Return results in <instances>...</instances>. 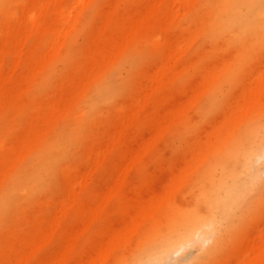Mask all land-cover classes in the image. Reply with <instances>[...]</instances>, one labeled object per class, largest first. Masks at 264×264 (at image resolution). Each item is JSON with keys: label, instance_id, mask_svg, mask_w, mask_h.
Listing matches in <instances>:
<instances>
[{"label": "bare ground", "instance_id": "obj_1", "mask_svg": "<svg viewBox=\"0 0 264 264\" xmlns=\"http://www.w3.org/2000/svg\"><path fill=\"white\" fill-rule=\"evenodd\" d=\"M0 264H264V0H0Z\"/></svg>", "mask_w": 264, "mask_h": 264}, {"label": "rangeland", "instance_id": "obj_2", "mask_svg": "<svg viewBox=\"0 0 264 264\" xmlns=\"http://www.w3.org/2000/svg\"><path fill=\"white\" fill-rule=\"evenodd\" d=\"M177 91H178V90H177ZM173 92H174V91H173ZM174 93H175V92H174ZM204 127H206V126H204ZM179 151H180V148L178 149V151H177L178 153H177V154H179L180 152H182V150H181L180 152H179ZM167 153H168V152H167ZM169 153H170V151H169ZM91 173H92V172H91ZM160 176H161V177H160ZM160 176L157 177V180H158L159 182H162V180L164 179V177H162V175H160ZM95 177H96V175L93 174V180H94ZM97 179H98V178L96 177V182H95V183H96V186L98 187V186H99V181H97ZM159 187H160V186L157 185L156 187H154V189H155V190H157V189L159 190ZM78 190H79V187L76 188V191H78ZM112 209H113V208H112ZM196 254H197V251H196V250H192L191 253H190V255H189L188 258H187V261L190 260L191 258L195 257ZM231 258H232V256H231Z\"/></svg>", "mask_w": 264, "mask_h": 264}]
</instances>
